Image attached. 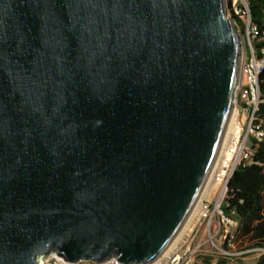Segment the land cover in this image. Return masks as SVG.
Instances as JSON below:
<instances>
[{
    "label": "water",
    "instance_id": "95a60500",
    "mask_svg": "<svg viewBox=\"0 0 264 264\" xmlns=\"http://www.w3.org/2000/svg\"><path fill=\"white\" fill-rule=\"evenodd\" d=\"M243 54L224 0H0V264L159 258L220 153Z\"/></svg>",
    "mask_w": 264,
    "mask_h": 264
},
{
    "label": "built area",
    "instance_id": "2783aa9c",
    "mask_svg": "<svg viewBox=\"0 0 264 264\" xmlns=\"http://www.w3.org/2000/svg\"><path fill=\"white\" fill-rule=\"evenodd\" d=\"M257 30L248 26L241 66V82L233 92V114L223 145L212 171L196 203L187 234L172 244L159 258L149 264H194L192 257L210 244L224 253L215 240L230 245L237 223L223 210L228 182L240 165L251 162L249 150L253 143L264 142V125L255 120L261 104L259 76L264 69V58L257 56L254 40ZM220 244V243H219ZM41 264H68L50 256ZM71 264H119L115 259L104 263L80 261Z\"/></svg>",
    "mask_w": 264,
    "mask_h": 264
},
{
    "label": "trees",
    "instance_id": "16d2710c",
    "mask_svg": "<svg viewBox=\"0 0 264 264\" xmlns=\"http://www.w3.org/2000/svg\"><path fill=\"white\" fill-rule=\"evenodd\" d=\"M247 15L249 25L257 30V56L264 58V0H247ZM259 89L262 102L255 120L264 125V69ZM249 154L251 162L238 166L228 182L223 210L237 223L236 237L248 243L246 249L258 252L254 264H264V142H254ZM209 260L203 257L201 264H209Z\"/></svg>",
    "mask_w": 264,
    "mask_h": 264
},
{
    "label": "rangeland",
    "instance_id": "374dc122",
    "mask_svg": "<svg viewBox=\"0 0 264 264\" xmlns=\"http://www.w3.org/2000/svg\"><path fill=\"white\" fill-rule=\"evenodd\" d=\"M224 2L226 17L233 20L235 31L236 33L241 34L244 47V44H246V33L249 26L247 0H224ZM228 2H230V5ZM235 17H237L240 22H238ZM193 223L194 219H190L187 225L182 228L172 244H174L181 235V238L178 240L179 244L180 240L187 234L188 229ZM214 242L222 251H224V253L218 251L210 244H206L202 247L200 252L193 255L192 260L194 264H201L203 257H209V264H220V262H223L224 264H254L258 256V252L246 249L248 243L245 240H241L236 237V230L230 245H226L218 240H215ZM47 258L48 257L43 258L41 263L47 260Z\"/></svg>",
    "mask_w": 264,
    "mask_h": 264
},
{
    "label": "bare ground",
    "instance_id": "6f19581e",
    "mask_svg": "<svg viewBox=\"0 0 264 264\" xmlns=\"http://www.w3.org/2000/svg\"><path fill=\"white\" fill-rule=\"evenodd\" d=\"M195 210H196V205L194 206V208H193V210H192V212H191V214H190V216H189V218H188V220L186 221V224H185L184 226H186L187 223H188V221L192 218L193 213H194ZM173 242H174V241H173Z\"/></svg>",
    "mask_w": 264,
    "mask_h": 264
},
{
    "label": "flooded vegetation",
    "instance_id": "af4514ba",
    "mask_svg": "<svg viewBox=\"0 0 264 264\" xmlns=\"http://www.w3.org/2000/svg\"><path fill=\"white\" fill-rule=\"evenodd\" d=\"M36 262L39 263L40 262V258H38Z\"/></svg>",
    "mask_w": 264,
    "mask_h": 264
}]
</instances>
